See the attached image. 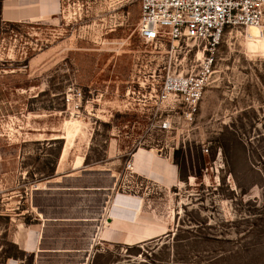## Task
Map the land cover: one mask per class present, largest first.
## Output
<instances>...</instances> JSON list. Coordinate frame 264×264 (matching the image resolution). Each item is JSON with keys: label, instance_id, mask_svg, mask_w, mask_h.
Listing matches in <instances>:
<instances>
[{"label": "rangeland", "instance_id": "1", "mask_svg": "<svg viewBox=\"0 0 264 264\" xmlns=\"http://www.w3.org/2000/svg\"><path fill=\"white\" fill-rule=\"evenodd\" d=\"M6 1L22 0H0V264H35L22 241L46 180L79 165L111 168L119 190L138 146L158 148L178 170V184L148 196L163 203L151 215L170 230L93 246L85 263L264 264V47L252 45L249 27L226 28L196 117L162 132L144 84L192 70L199 48L143 42L140 0H31L35 15L13 23ZM78 89L75 108L66 97ZM153 207L143 199L137 213Z\"/></svg>", "mask_w": 264, "mask_h": 264}, {"label": "crops", "instance_id": "2", "mask_svg": "<svg viewBox=\"0 0 264 264\" xmlns=\"http://www.w3.org/2000/svg\"><path fill=\"white\" fill-rule=\"evenodd\" d=\"M35 1L41 8L46 7L42 0ZM30 2L6 1L5 18L19 22L35 15L37 9L30 6ZM148 147L138 146L131 153L138 171L159 189L178 184L180 178L175 165L161 154L155 155L154 146ZM155 149L159 152L158 148ZM80 167L74 166L66 174L57 172L44 182L47 188L37 189L38 199H43L42 205L39 204L38 213L33 209L37 222L30 231H34L22 241L24 248H31L29 254L34 255L35 264H82L89 259L93 246L134 245L170 230L164 220L151 215L163 205L159 200L142 197L151 200L154 207L151 213H137L143 199L140 202L117 192V172L103 168L80 173L77 170ZM114 215L121 217L115 218ZM41 226L42 232L46 229L44 239L40 234Z\"/></svg>", "mask_w": 264, "mask_h": 264}, {"label": "built area", "instance_id": "3", "mask_svg": "<svg viewBox=\"0 0 264 264\" xmlns=\"http://www.w3.org/2000/svg\"><path fill=\"white\" fill-rule=\"evenodd\" d=\"M138 35L143 42L160 43L177 52L182 45L199 48L201 57L192 70L152 75L146 101L155 104L152 126L171 132L179 119L193 121L208 87L212 84L215 52L228 27H259L264 32V0H140ZM147 89V88H146ZM66 101L79 108L82 90L71 91ZM131 155V154H130ZM118 193L142 201L157 188L142 175L130 156L119 172ZM87 264V263H82Z\"/></svg>", "mask_w": 264, "mask_h": 264}, {"label": "bare ground", "instance_id": "4", "mask_svg": "<svg viewBox=\"0 0 264 264\" xmlns=\"http://www.w3.org/2000/svg\"><path fill=\"white\" fill-rule=\"evenodd\" d=\"M250 31V41L255 48L264 47V33L259 27H249Z\"/></svg>", "mask_w": 264, "mask_h": 264}, {"label": "trees", "instance_id": "5", "mask_svg": "<svg viewBox=\"0 0 264 264\" xmlns=\"http://www.w3.org/2000/svg\"><path fill=\"white\" fill-rule=\"evenodd\" d=\"M13 23V22H12ZM11 23V24H12ZM13 25H18V23L17 24H13ZM180 153V151L179 150H175V157H177V155ZM176 160H177V158H176Z\"/></svg>", "mask_w": 264, "mask_h": 264}]
</instances>
